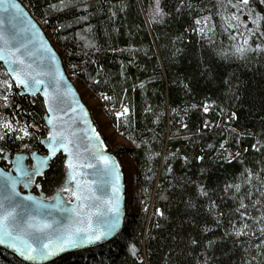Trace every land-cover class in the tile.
<instances>
[{
  "label": "trees",
  "instance_id": "trees-1",
  "mask_svg": "<svg viewBox=\"0 0 264 264\" xmlns=\"http://www.w3.org/2000/svg\"><path fill=\"white\" fill-rule=\"evenodd\" d=\"M24 4L64 66L75 64L77 71H67L70 79L95 96L110 97L103 98L101 107L129 108L127 116L109 123L124 143L103 133L93 119L124 176L127 212L122 232L101 246L46 264H204L206 257H211L208 264H264V244L256 247V236L232 234L233 225L247 219L235 212L241 198L249 205V216L264 210V184L254 177L252 184L246 183L247 169L264 179V51H248L241 59L235 46L242 38H231L237 29L228 28L224 19L235 23L236 14L255 31L249 17L264 15V4L251 0L250 12L242 5L237 11L228 0H160L162 13L156 0H71L68 7L60 0ZM205 18L206 24L195 23ZM238 30L247 34L243 26ZM249 42L264 46V37L257 33ZM237 86L239 100L232 95ZM9 91L14 95L9 107H0V118L39 125L41 132L34 136L44 135L41 97L20 96L15 86ZM233 111L237 115L229 120ZM31 143L35 148L38 141ZM20 144L9 140V152L27 151ZM125 156L134 162L132 184L121 163ZM63 178L64 170L56 163L38 181L52 196ZM235 184L241 185L239 193L227 187ZM201 186L207 196L200 194ZM257 199L261 203L252 207ZM212 201L215 206L209 211ZM205 226L211 231L204 232ZM257 228L252 230L259 236ZM192 238L199 243L191 245ZM208 240L215 241L211 248L206 247ZM132 244L138 249L135 256ZM0 264L27 263L0 247Z\"/></svg>",
  "mask_w": 264,
  "mask_h": 264
},
{
  "label": "snow or ice",
  "instance_id": "snow-or-ice-1",
  "mask_svg": "<svg viewBox=\"0 0 264 264\" xmlns=\"http://www.w3.org/2000/svg\"><path fill=\"white\" fill-rule=\"evenodd\" d=\"M181 2L183 3V0ZM259 2L264 4V0H259ZM70 3L71 0H68L67 3L66 0H60V4L64 7H68ZM159 3L160 0H156L157 10L162 13L163 10L159 8ZM228 3L237 11L242 5L249 8L251 12V0H236V3H233V0H228ZM52 7L57 8V5L53 4ZM26 15L20 4L15 3L14 0H0V25H3L6 20L9 23L7 31L0 27V45H2L0 46V61L6 65L0 72V89H3L0 91V100L3 101L0 107L10 106V96L14 93L9 90L14 86L19 90L20 95L30 94L32 97H36L38 93H42V104L47 107L48 113L44 117L47 134L34 136V132L40 130L39 125H29L26 121L21 123L19 120L0 118V161H7L11 165V170L8 171L0 167V245L12 249L24 261L37 264V262L64 252L66 248H75L83 243L95 244L119 233L121 227L120 187L116 181L119 180L120 174L117 163L98 150V145L92 136H87L88 143L86 144L84 137L77 134V130L86 132V129H78L74 120L64 119L69 110L76 111L68 103L69 94L71 93L74 98L75 93L71 86L64 82V74L59 65L53 64V61L56 60L55 52L45 45H42V50H34L23 42L17 43L19 33L15 29L19 24H22L20 17H26ZM233 16L235 23L229 17L224 19L228 28L237 29L236 34L231 38L236 39V36L242 38V44L235 46V53L244 59L248 51H264V46L261 44L249 42L257 33L264 37V23H261L264 22V15L256 13L255 18L250 15L249 19L255 26V31L248 28L247 22L242 21L238 15L233 14ZM83 19H87V17H83ZM27 22L31 28L36 27L30 19ZM195 23L197 25L206 24L207 18L196 19ZM241 26L246 30V35L238 30ZM22 30L27 31L26 28ZM199 30L202 32L203 28ZM37 51L40 52L39 60L35 59ZM226 83H229L231 87V82L226 81ZM232 95L234 99H240L238 86ZM105 99H110V97H105ZM32 103H36V101L33 100ZM75 103L83 111V106L79 104V101L77 100ZM192 107L197 106L192 105ZM203 111L205 113L210 111L207 103L203 106ZM83 114L85 117L87 116V112ZM128 114L129 108L124 106L121 112L116 113V116H127ZM236 115V112L233 111L229 120ZM84 123L87 124L88 121L85 119ZM204 126L209 127L210 122L206 121ZM231 131L235 132L236 130L232 129ZM9 140L20 141L19 147L27 151H17L13 156L7 147ZM34 140L38 141L35 148L31 143ZM95 140H100L98 132L95 134ZM257 143L260 144V141ZM41 145L46 149V154H40ZM209 147L212 146L209 145ZM221 147H223V143ZM252 147L255 148L256 145H252ZM261 147H264V144H261ZM229 155L231 154L229 153ZM199 159H203V157H199ZM232 159H236V157H232ZM56 163H59L64 170V178L55 195L50 198L44 196L37 198L31 194L24 195L18 190L19 185H23L25 189H29L33 185L40 188L42 185L37 178L44 177L46 170ZM86 169L92 170L91 175L95 179L86 178L89 176ZM247 172L246 183L252 184L254 177L264 184V179H261L259 174L252 172L251 169H247ZM108 177L114 179L109 181ZM107 187H111L112 194L110 196L105 198V196L97 194L106 192ZM227 187L234 188L237 193L241 191L240 184ZM199 191L203 196L208 195L203 186ZM257 191L260 190L257 189ZM64 193L75 197V203L73 204L71 200L65 201ZM246 195L251 197L252 192L248 191ZM260 195L264 196V192H260ZM48 199L54 203L51 205L45 203ZM260 203L261 200L257 199L252 207ZM212 206H215V201H212L209 211H212ZM248 208L249 205L245 203L244 198H241L235 212L239 213L242 219H247H244L243 224L239 227L233 225L232 234L239 237L251 232L252 236H256L260 241L256 247H260V244H264V239H261L264 237V210H260L259 216H249ZM62 213L71 214L69 224H64L62 219H56ZM159 214L164 215L163 212ZM218 215L223 216L224 213L219 212ZM248 220H252L253 223L249 224ZM254 225L258 226L259 236L256 231L252 230ZM203 231L208 232L211 229L205 226ZM225 235L227 236L229 233L226 232ZM190 243L197 245L199 242L192 238ZM214 243V240H208L206 247L211 248ZM130 251L133 256L136 255L138 249L135 244L130 246ZM209 259L211 257H206L204 264H208Z\"/></svg>",
  "mask_w": 264,
  "mask_h": 264
},
{
  "label": "water",
  "instance_id": "water-1",
  "mask_svg": "<svg viewBox=\"0 0 264 264\" xmlns=\"http://www.w3.org/2000/svg\"><path fill=\"white\" fill-rule=\"evenodd\" d=\"M14 2L20 4L22 9L24 10V13L27 14L26 17H24V16L20 17V19L22 20V24H19L18 27L15 29V31L17 33H19L18 38H17V43L23 42V43L27 44L29 48L34 49V50H37V49L42 50V45H45V46L50 47L53 50V52H55L56 60L53 61V64L54 65H56V64L59 65L60 70L64 74V78H65L64 82L67 85H70L71 88H72V91L75 93V97L74 98L72 97L71 93L69 94L68 103L71 105L72 108H75L76 111L73 112V111L69 110L68 114L66 116H64V119L65 120H74L76 125H78V129H86L87 130L86 132H80V131L77 130V134L82 136V137H84V143H86V144L88 143L87 136H89V135L92 136L93 140L98 145V150H100L103 153V155L109 156L112 159V161H115L117 163L118 171H119V174H120L119 180L116 181V183H118V185L120 187L119 198H120V210H121V227H120L119 233L116 236L108 237L106 240L97 242L95 244L83 243V244H80L78 247H75V248H66L64 252L59 253V254H57L54 257H50L47 260L37 262V264H46V263H49V262H51V261H53V260H55V259H57V258H59V257H61L63 255L69 254V253L78 252V251L87 250V249H91V248H94V247L101 246V245H103L105 243H108L109 241L113 240L118 235H120V233L122 232V229H123V225H124V221H125V217H126V212H127V202H126V198H125L126 197V190H125L124 176H123L122 170H121V168L119 166V163H118L117 159L114 157V155L112 153H110L105 148L104 143H100V141H102L101 138H100L99 141L95 140V134L97 133V130H96V127H95V123H94L90 108L88 107V105L82 99L81 94L78 91L76 85L69 78L68 73H67V71L65 69L64 63H63V61L61 59V56H60L59 52L56 50V48L51 43V41L48 38L43 26L37 21V19L34 17V15H32V13L25 6V4L22 3L19 0H14ZM28 19H30L32 21V23H34L36 25L35 28H31V26L27 22ZM0 27L4 28L6 31L9 30L8 21L6 20L3 25H0ZM25 28L27 29V31H23L22 30V29H25ZM0 46H2V45H0ZM39 58H40V52L37 51V56L35 57V59L39 60ZM0 64L4 68L6 67V65L4 64L3 61H0ZM18 93H19V90H18ZM20 96H26V97L33 98L30 94H25V95H20ZM38 96L41 97V99L43 101L42 93H38V95L36 97H38ZM77 100L79 101V104L83 106V111L75 103V101H77ZM43 106H44V110H45V114H44V117H45V115L48 114L47 113V107L45 105H43ZM84 112H87V116L86 117L83 114ZM85 119L88 121L87 124L84 123ZM45 125H46V120L44 119V126ZM93 129H94V131H93ZM42 147L44 148V146H42ZM101 166H102V164H101ZM0 167L4 168L2 166V161H0ZM10 170H11V168H10ZM6 171H8V170H6ZM47 171H48V169L46 170V172ZM85 171H87L89 173V176L86 177L87 179H95V177L93 175H91V172H92L91 169H86ZM42 178L43 177H38L37 179L40 180ZM108 179H109V181H111L114 178L113 177H108ZM35 189H37V191H35ZM18 190L21 191L24 195L31 194V195L36 196L37 198H39L41 196L47 197V194L41 190V187L40 188H36L35 185H33L29 189H25L23 187V185H19L18 186ZM56 192L53 195H55ZM97 194L98 195H103V196H105V198H107V196H110L112 194L111 187H107L106 192H98ZM63 199L65 201L71 200V201H73V204L75 203V197L70 196L68 193H64L63 194ZM45 203L51 205L54 202L51 199H48V200L45 201ZM65 206L71 207L72 205H65ZM70 216H71L70 213H62V214L58 215L56 217V219H62L64 224H69L71 222ZM0 247L2 249L6 250L7 252L15 255L21 261H23V262H25L27 264H31V262L24 261L23 258L19 257V255L16 254L12 249L7 248L4 245H0Z\"/></svg>",
  "mask_w": 264,
  "mask_h": 264
},
{
  "label": "rangeland",
  "instance_id": "rangeland-1",
  "mask_svg": "<svg viewBox=\"0 0 264 264\" xmlns=\"http://www.w3.org/2000/svg\"><path fill=\"white\" fill-rule=\"evenodd\" d=\"M78 84V83H77ZM78 90L84 97V102L88 105L93 113V119L98 123L100 129L103 133L113 137L116 142H125L110 126V121L104 113V109L101 107V100L98 99L94 94H92L87 86H81L78 84ZM122 166L124 167V172L128 177V183H133V176L135 173L134 162L130 156H125L121 158ZM131 201V200H130Z\"/></svg>",
  "mask_w": 264,
  "mask_h": 264
},
{
  "label": "built area",
  "instance_id": "built-area-1",
  "mask_svg": "<svg viewBox=\"0 0 264 264\" xmlns=\"http://www.w3.org/2000/svg\"><path fill=\"white\" fill-rule=\"evenodd\" d=\"M20 1H21V2H24L25 0H20ZM66 69H67L68 71H77V68H76L75 64L72 63V62H68V63H67V65H66ZM72 81H73V83H75V84L77 83L76 79H73ZM96 97H97L98 99L100 98L101 103H102V101H103V98H105L104 95H102V96H97V95H96ZM121 111H122V110H113V109H111V108H109V107H106V108L104 109V113H105V115L107 116V118H108L109 121H111L113 117H117V116H116V113H117V112H121Z\"/></svg>",
  "mask_w": 264,
  "mask_h": 264
},
{
  "label": "flooded vegetation",
  "instance_id": "flooded-vegetation-1",
  "mask_svg": "<svg viewBox=\"0 0 264 264\" xmlns=\"http://www.w3.org/2000/svg\"><path fill=\"white\" fill-rule=\"evenodd\" d=\"M44 128H45V126H44ZM44 131H45L44 135H46V134H47V129L45 128ZM40 132H41V129H40L39 131H36V133H40ZM40 149H41L40 154H42V155H43V154H46V150H45L42 146H41ZM12 155L14 156L15 154H12ZM2 166H3V167H6L7 170H10V168H11V165L8 164L7 161H3V162H2ZM47 197L50 198L51 196H47Z\"/></svg>",
  "mask_w": 264,
  "mask_h": 264
},
{
  "label": "bare ground",
  "instance_id": "bare-ground-1",
  "mask_svg": "<svg viewBox=\"0 0 264 264\" xmlns=\"http://www.w3.org/2000/svg\"><path fill=\"white\" fill-rule=\"evenodd\" d=\"M43 119H44V118H43ZM2 162H3V161H2ZM47 196H48V195H47ZM52 196H53V195H52ZM52 196H51V197H52ZM125 198H126V197H125ZM73 253H74V252H73Z\"/></svg>",
  "mask_w": 264,
  "mask_h": 264
}]
</instances>
